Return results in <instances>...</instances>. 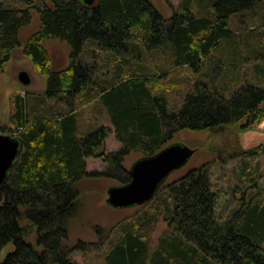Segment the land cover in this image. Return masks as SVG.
Listing matches in <instances>:
<instances>
[{
  "label": "trees",
  "instance_id": "trees-1",
  "mask_svg": "<svg viewBox=\"0 0 264 264\" xmlns=\"http://www.w3.org/2000/svg\"><path fill=\"white\" fill-rule=\"evenodd\" d=\"M263 2L181 0L167 18L149 0H96L93 6L83 0H17L15 4L0 0V72L13 51L22 49L46 78V96L71 106L54 114L43 102L31 105L28 96L17 94L12 99V126L0 131L21 140L24 149L0 194V255L12 247L0 264H78L71 254L94 246L82 240L69 244L81 203L80 181L127 184L131 176L124 167L126 158L133 153L154 156L179 132L219 133L237 125L245 132L261 123L264 37L246 35L238 40L230 22ZM34 14L39 28L23 43L20 32L31 25ZM52 39L70 47V63L59 71L52 69L43 45ZM226 42L230 47L221 53L220 70L208 67L179 109L170 106L166 95L153 93L144 67L132 68L149 54L160 53L167 54L176 68L200 71ZM98 51L99 59L94 57ZM102 66L107 71L101 74ZM158 69L161 77L167 75L168 69ZM82 92L84 103H99L100 113L122 143L119 151L105 152L108 127L80 131L75 110ZM236 153L235 157L250 160L264 155V144ZM90 157L101 159L107 171L88 172ZM209 171L203 165L163 186L158 193L165 190L167 195L159 199L157 193V206L112 229L119 232L117 240H109L112 232L103 235V228L95 227L99 245L108 239L105 263L264 264V192L222 220ZM160 219L171 233L152 250L149 235Z\"/></svg>",
  "mask_w": 264,
  "mask_h": 264
},
{
  "label": "rangeland",
  "instance_id": "rangeland-1",
  "mask_svg": "<svg viewBox=\"0 0 264 264\" xmlns=\"http://www.w3.org/2000/svg\"><path fill=\"white\" fill-rule=\"evenodd\" d=\"M4 1L7 4H15L17 2V0ZM37 1L39 2L40 0ZM149 1L167 18L173 15V7L176 8L181 2V0ZM38 28L39 17L34 14L31 25L20 32L21 41L23 43L26 42ZM230 28L239 37L247 38L253 35V39H256V34L264 37V2L252 12L234 16L231 19ZM246 35L248 36L246 37ZM229 44L230 42H226L221 48L216 49L206 59L203 70L200 71L188 67L176 68L172 65V59H169L167 54L160 53H154L155 56L152 57L149 54L141 65L138 63L133 64L132 68L139 70L140 67H144L146 69L145 72L152 81L150 87L153 93L157 96L160 94L166 95L170 106L179 109L183 103V97L194 88L193 86L198 80L203 79L202 74L203 72H208V67L212 68L213 66L214 68L215 66L216 71L220 70L223 63L221 53ZM43 45L48 51L53 70L59 71L69 65L70 47L66 43L52 39L46 41ZM87 54L91 56L92 53L88 52ZM94 57L99 59V51ZM101 57L106 58L104 55ZM103 63L104 61L100 60V64ZM159 67L168 69L166 76H160ZM105 68L102 66L98 73L102 74L107 71ZM111 71L108 70V73ZM20 72L29 74L31 78L30 85L24 86L19 82L18 75ZM219 75L228 76V73L220 72ZM46 87V78L37 73L36 68L30 59L23 54L22 49L13 51L11 60L5 65L4 70L0 72V130L4 127L10 128L12 126L9 116L13 109L12 99L15 95L28 96L32 102L31 105H38L39 102H43L48 106V101L50 100L46 97ZM50 99L52 100L53 97H50ZM85 108L87 109L82 115L83 123L92 120L89 106H85ZM107 122L109 123L106 118L103 124L106 125ZM238 126L240 125L228 127L219 133L185 130L176 134L170 142L174 145L181 144L191 149H196V153L183 168L170 174L164 186L176 182L191 169L200 168L203 165L208 166L210 179L219 195L217 213L222 220L230 218L234 211L246 206L250 201L253 202L258 197L259 192H264V155L250 160L235 157L239 148L250 150L264 144V120L245 132H240ZM108 129H110V135L105 142V152L119 151L121 144L114 135L115 130L112 126L108 127ZM1 134L6 135V133ZM142 158V154L133 153L126 158L124 167L130 170ZM224 160L226 162L222 163ZM87 164L88 172H105L108 169L107 165L99 158L90 157L87 159ZM114 186L119 185L107 179H84L78 183V187L81 190V203L77 213L78 216L71 225L70 238L72 242L70 243L69 241V244L73 245L78 240H82L94 245L89 247L87 252L76 251L71 254L78 264H106L105 256L109 250L108 239L103 245H99L101 237L97 235L95 227L103 228V231H101L103 235L111 233L112 229L121 222H131L136 217H140L145 211L153 209L159 203L158 200L154 201L153 199L147 206H134L127 209L112 208L107 204V192ZM158 195L160 199L167 194L165 190H162ZM118 233V230L115 229L110 234L109 240H117L120 237ZM168 233H171L169 225L163 219H160L149 235L152 250L156 249L159 240ZM11 250V246L5 248L1 252L0 261H3Z\"/></svg>",
  "mask_w": 264,
  "mask_h": 264
},
{
  "label": "water",
  "instance_id": "water-1",
  "mask_svg": "<svg viewBox=\"0 0 264 264\" xmlns=\"http://www.w3.org/2000/svg\"><path fill=\"white\" fill-rule=\"evenodd\" d=\"M86 6H93L96 0H83ZM19 82L28 86L31 78L27 72H20ZM24 146L21 140L0 133V194L8 182ZM196 149L181 144L166 146L151 157L137 161L129 170L131 180L127 184L111 187L107 204L115 209L143 206L151 202L174 171L183 168L195 155Z\"/></svg>",
  "mask_w": 264,
  "mask_h": 264
},
{
  "label": "crops",
  "instance_id": "crops-1",
  "mask_svg": "<svg viewBox=\"0 0 264 264\" xmlns=\"http://www.w3.org/2000/svg\"><path fill=\"white\" fill-rule=\"evenodd\" d=\"M86 96L85 92L81 93V97L80 99H76V103H80L78 106H77V109L75 110L76 114H77V119H78V124H79V127H80V131L82 133H86L88 131H92V130H95V129H98L99 126L101 125H104L106 127H111L110 123H106L103 124V121L106 120V117H104V115H102V113H100L102 111V108L99 107V103L97 102H91V103H84L83 99H85L84 97ZM50 101H48V106L44 104V106L46 107V109L48 111H51L53 112L54 114H57V113H62L64 112L65 110L67 109H70L71 106L69 105L68 102L66 101H62L60 103H57V100L55 97H53V99L51 100L50 97L46 96ZM52 102V103H51ZM85 106H89L90 108V112H91V118L92 120L90 122H87V123H83L82 121V115L84 114V111L87 109L85 108ZM115 135V133H114ZM116 136V135H115ZM121 144V148H122V143L120 142Z\"/></svg>",
  "mask_w": 264,
  "mask_h": 264
},
{
  "label": "flooded vegetation",
  "instance_id": "flooded-vegetation-1",
  "mask_svg": "<svg viewBox=\"0 0 264 264\" xmlns=\"http://www.w3.org/2000/svg\"><path fill=\"white\" fill-rule=\"evenodd\" d=\"M164 185H165V184H163V186H164ZM163 186H162V187H163ZM162 187H161V188H162ZM161 188H160V190H161ZM160 190H159V191H160Z\"/></svg>",
  "mask_w": 264,
  "mask_h": 264
}]
</instances>
